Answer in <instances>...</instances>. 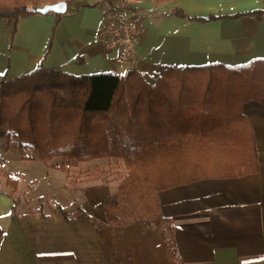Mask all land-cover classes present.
Returning a JSON list of instances; mask_svg holds the SVG:
<instances>
[{
    "label": "crops",
    "instance_id": "obj_1",
    "mask_svg": "<svg viewBox=\"0 0 264 264\" xmlns=\"http://www.w3.org/2000/svg\"><path fill=\"white\" fill-rule=\"evenodd\" d=\"M81 2L97 6L70 11L67 6L53 36V13L19 19L15 33L13 24L0 19V81L44 67L75 76H122L133 69L154 83L167 68L237 66L264 59V15L261 21L245 16L205 23L171 15L178 10L191 18L264 11V0H173L156 7L153 0H76L71 6ZM108 9L142 15L143 40L126 69L94 42ZM242 113L252 125L258 172L203 179L159 194L182 264H264V105L245 103ZM7 147L0 158L8 154ZM27 150L31 159L25 161L23 151L20 162H37V152ZM114 191L88 188L82 202L66 208V218L60 210L11 213L13 202L0 192V264H170L153 225L107 223L102 207Z\"/></svg>",
    "mask_w": 264,
    "mask_h": 264
},
{
    "label": "trees",
    "instance_id": "obj_2",
    "mask_svg": "<svg viewBox=\"0 0 264 264\" xmlns=\"http://www.w3.org/2000/svg\"><path fill=\"white\" fill-rule=\"evenodd\" d=\"M61 1L68 9L95 7L76 0H0V19L13 24ZM173 0H153L159 6ZM196 22L239 19L264 11L191 18ZM60 20L56 15L53 32ZM81 63V61H79ZM264 105V59L247 64L167 68L153 84L131 69L125 75H70L40 67L0 81V136L31 148L42 162L119 159L127 170L103 203L110 226L153 225L170 264H182L171 220L161 211L162 191L203 179L233 178L259 170L245 103ZM6 129L7 131L5 132ZM63 170L64 165L58 166ZM6 183L16 191L18 178Z\"/></svg>",
    "mask_w": 264,
    "mask_h": 264
},
{
    "label": "rangeland",
    "instance_id": "obj_3",
    "mask_svg": "<svg viewBox=\"0 0 264 264\" xmlns=\"http://www.w3.org/2000/svg\"><path fill=\"white\" fill-rule=\"evenodd\" d=\"M20 143L14 138L0 136V152L9 146L8 154L0 158V192L9 195L13 202L11 213L44 215L60 210L66 218V208H73L83 201L85 194L82 192L100 185L110 193L118 188L128 173L119 159L105 158L84 163L63 158L47 163L39 160L20 162L21 152L24 151L25 161L32 156L29 150L21 148ZM60 165H64L63 170L58 167ZM8 176L18 178L16 191L7 185ZM77 211L80 213V208Z\"/></svg>",
    "mask_w": 264,
    "mask_h": 264
},
{
    "label": "built area",
    "instance_id": "obj_4",
    "mask_svg": "<svg viewBox=\"0 0 264 264\" xmlns=\"http://www.w3.org/2000/svg\"><path fill=\"white\" fill-rule=\"evenodd\" d=\"M139 12L108 9L94 36V42L113 56L116 66L126 69L133 64L143 40V22Z\"/></svg>",
    "mask_w": 264,
    "mask_h": 264
},
{
    "label": "water",
    "instance_id": "obj_5",
    "mask_svg": "<svg viewBox=\"0 0 264 264\" xmlns=\"http://www.w3.org/2000/svg\"><path fill=\"white\" fill-rule=\"evenodd\" d=\"M40 15H48L53 13L55 15H63L67 12V3L61 1L55 4H48L36 10Z\"/></svg>",
    "mask_w": 264,
    "mask_h": 264
}]
</instances>
